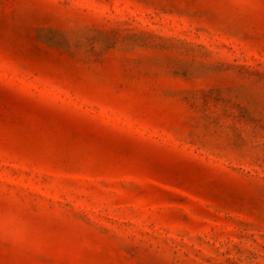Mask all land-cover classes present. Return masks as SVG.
<instances>
[{"label":"rangeland","instance_id":"obj_1","mask_svg":"<svg viewBox=\"0 0 264 264\" xmlns=\"http://www.w3.org/2000/svg\"><path fill=\"white\" fill-rule=\"evenodd\" d=\"M0 264H264V0H0Z\"/></svg>","mask_w":264,"mask_h":264}]
</instances>
